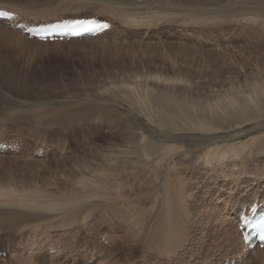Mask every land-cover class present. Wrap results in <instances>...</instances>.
Here are the masks:
<instances>
[{"label": "rangeland", "instance_id": "374dc122", "mask_svg": "<svg viewBox=\"0 0 264 264\" xmlns=\"http://www.w3.org/2000/svg\"><path fill=\"white\" fill-rule=\"evenodd\" d=\"M33 1L38 3L27 5L22 1L18 3L24 6L20 8L22 12L39 14V17L36 16L42 19L34 20L30 17L29 21L51 20L47 18H54V16L59 18L90 14L111 21L112 29L100 36L86 37L88 39L85 38L84 41H87L82 43L73 42V40L63 43H43L29 37L23 29L0 21V29L6 32V34L0 33L3 35L0 36L1 80L6 81L4 84H11L12 80L20 75V85L12 86L16 94L37 92L42 95H60L61 97L52 99L54 102H50L68 103L69 108L78 107L72 102L74 99L79 101L81 97H84L83 93L86 90L91 91L90 87L106 85L108 90L112 89L110 93L100 97L99 100L90 98L89 95L83 101L89 98V101L107 106L109 127H100L98 131L101 136L105 135L106 139L110 136L115 144L125 142L127 147L114 148L115 151L112 150L114 158L105 160L101 164L108 175L85 172L90 180L99 178L110 181V184H100L98 186L100 190L88 197L96 202L81 214L83 216L76 223L61 227H46L41 221L24 215L22 209L12 206L14 216L23 215L28 219L18 230L7 231L0 225V251L2 252L0 264H264V249L256 247L248 250L243 247L237 220L240 209L250 204L251 200L248 201L251 198L250 194L255 193L259 184H255L249 191L250 194L242 198L241 203L239 202L240 204L235 207L236 213L229 210V207L222 209L219 201L205 202L203 205L206 206L207 215L197 228L194 227L193 221L203 214L194 208L193 215L186 221V225L192 227L194 231L191 232L188 244L179 254L161 253L158 250L159 247L146 237L150 223L166 222L163 201L167 202L170 199L179 203L190 198H197L198 189L205 190L203 195L214 192L215 187L228 193L230 187H233L238 180L241 179V183L247 177H255L250 175L251 173L247 174L248 169L253 171L264 169V145L260 144L256 147L261 148L260 150H251L256 142L262 140V131L260 133V130L252 131L245 136L248 138L244 140L241 137L236 138L234 144L241 145L237 149H234L233 142L228 138L219 137L226 136L228 133L225 132L198 133L190 137L191 147L197 151L198 157H204L211 146H216L223 153L239 155L233 164L226 162L220 164V161H217L219 164L211 168L209 167L211 162L215 164L216 161L203 160L200 163L183 161L174 166H168V163L172 162L168 161L155 163L156 166L151 167L145 166L141 157L145 117L150 113L155 115L158 111V106L151 104L150 97L156 95L155 81L162 63L164 61L171 63L169 58L173 54H177L179 58L185 56L186 59H191L189 62H192L190 67L193 72L205 71L207 75L204 78L207 81L209 76L225 71L223 66L228 64L225 60H235L236 55L241 54L248 56L247 48L256 46L258 42L264 54V40H254L260 36L253 33L254 27L260 26L261 23L251 21L249 17L254 13L253 10L264 6V1L258 0L257 3L255 0H208L206 3H200L198 1L201 0H196L195 11L205 12L208 18L203 22L195 19L190 22V27H186L187 22L183 19L182 12L175 16L173 23L170 22L167 14L159 19L158 24L148 21L146 17L158 15L155 4L163 9L170 6L166 0H155L149 8L140 11L122 10L117 6H111V13L102 11L101 0ZM253 1H255L254 4ZM82 2L92 4L95 9L92 12L73 11L77 10ZM251 5L253 6L250 7ZM2 6L6 7L3 4ZM241 6H245L244 11L239 13L240 15H235L236 17L232 16L229 19L230 23L228 21L212 22L214 17L224 13L221 7H226L235 13L230 8L239 9ZM126 12L134 18L133 24H127V20L119 17ZM257 17L254 15L253 20ZM20 20H22L21 17ZM176 43L180 45L177 46ZM182 43L189 45L190 50L194 52L180 50ZM175 45L178 48L172 47ZM197 48L200 50H196ZM3 59L8 62L6 65ZM220 62L222 65L218 66ZM187 63V61L185 63L181 61L183 66ZM235 65L238 68L242 67L239 63ZM5 72L8 76L4 75ZM107 73L112 74L111 77ZM149 74L152 75V79L147 78ZM227 75L226 77L232 76ZM206 81L201 82L202 84L198 82V86L201 84L198 92L215 95L217 91L228 88L220 81L217 84ZM9 96L16 99L11 93ZM7 98L8 94L0 95V102L4 105L6 103L4 101H7L6 104H10L15 113L0 114V140L21 142L23 145L19 153H0V211L10 206L6 202L11 196L10 193H14L12 190L18 192L23 186H28L31 190L34 186L39 187L45 189L44 192L48 190L47 192L52 196H60L59 198L80 200L81 187L71 188V184L77 180L78 176L81 177L82 171L80 166L74 163L75 160L72 158L74 151L70 147L76 149L75 153L86 152L89 157L93 152H102L104 148L110 149V142L97 139L91 131L93 122L89 115L84 117L88 129L87 136L82 139H77V136L81 134L76 135V133L72 134V137L65 132L58 135L50 134L48 132L51 130L42 131L32 122L24 123L25 127L19 123L12 124L13 120H25L20 116L21 111H26L27 108H20L17 106L19 105L17 101ZM258 123L252 122L243 128H250ZM13 125L16 128L12 127ZM53 129L58 130L57 127ZM154 129L157 128L154 126ZM210 144L212 145L208 146ZM130 146H134L135 149V155L132 158L128 155ZM39 148H43L44 156L37 155ZM126 150L127 152L124 153ZM220 154L217 151L211 152V156ZM75 168L79 171L77 176L73 175ZM209 169H212V174L206 173ZM258 181L260 183L263 180L258 178ZM17 185H19L18 188ZM261 185L264 186V182ZM20 190L23 191L24 188ZM194 195L195 197H192ZM258 196L252 203L261 202L264 199V194ZM211 211L215 214L214 223L209 215ZM233 213L235 221L231 216L234 215ZM143 220L146 223H142ZM226 220L231 221L226 227L232 231L234 240L231 245L225 247V250L209 255L193 247L197 239L206 234L213 224H223Z\"/></svg>", "mask_w": 264, "mask_h": 264}, {"label": "bare ground", "instance_id": "6f19581e", "mask_svg": "<svg viewBox=\"0 0 264 264\" xmlns=\"http://www.w3.org/2000/svg\"><path fill=\"white\" fill-rule=\"evenodd\" d=\"M21 1L24 2L26 5L29 3L32 4L38 3L33 0H0V4L1 6L2 4L4 6L6 5L7 8L8 7L13 8L12 10H14L19 17L22 16L24 19H28L32 17L34 18V20H42L38 18L40 16L39 14L24 13V11L22 12L21 11L22 9L20 8L21 7L24 8V6L18 5V3ZM113 1H116V3H113ZM153 1L155 0H101L100 8H102V11L110 12V13L112 12V10L110 9L111 6H117L119 9L122 10L130 9L131 11H140L141 9L149 8L150 4ZM166 1L170 3V6H168L169 8L167 7L163 9L160 8L157 4H155L157 7L158 15L155 17L152 16L146 17L148 18L149 22H153V23L155 22V24H158L159 19L164 14H167L169 15L170 22L173 23L175 22V16H178L180 12L183 13L184 15L183 19H185V21L187 22L186 27H190V22H193L195 19H200V21L203 22L206 21L208 18L205 12L197 13L195 11L194 3L196 2V0H166ZM207 1L208 0H201L198 2L206 3ZM255 1L258 3V0ZM255 1H253L252 3L254 4ZM260 1H264V0H260ZM252 6L253 5H251L250 7ZM106 8H109V10H106ZM221 8L223 9L224 13H222L221 15L217 14L218 16L212 19L213 23L214 22L218 23L220 21L229 22V19L232 18V16H235L243 12L245 6H241L239 9L230 8L235 13H232L229 9H226V7H221ZM263 8H264L263 5L259 6V9L253 10L254 13H252L251 16H249L251 21H258L261 23L260 26H256L253 29V33L260 36L254 39L257 41L264 40ZM93 9H95V6H93L92 4L82 2L77 7V10H73V11L92 12ZM227 11L229 13H227ZM246 15L247 14H245V16ZM254 15L258 16L256 20H253ZM70 16L75 17V15H70ZM76 16L87 17L92 15L85 14V15H76ZM119 17H121L122 20L123 18L125 21L127 20V24H133L132 21L134 20V18L131 16V14L126 12L125 15L121 14ZM47 19L55 20L58 19V17L55 16L54 18L48 17ZM28 23L35 24L34 21H30ZM1 31H3L2 29H0V33L6 34L5 31L3 32ZM107 32L108 31L103 32L101 35ZM0 36L3 35L0 34ZM81 40L77 39V40H73V42L82 43L87 41V40L84 41L85 38ZM46 43H50V42H46ZM176 44L177 46L180 45L178 43ZM172 47L175 49L178 48L176 47V45ZM179 49L185 52L192 51L190 50L189 45H185L183 43L181 44V47ZM247 49L249 50L248 56H243L242 54L241 55L235 54L237 56L235 60L229 59L228 57L229 60L228 61L225 60V62H228V64L226 63L227 65L223 66V70L225 71L222 70L223 72H220L217 75H213V76L211 75V77L209 76L207 78V81L206 78H204V76L207 75L205 74V71L193 72L192 67H190V64L192 62H189L191 59H186L185 56L179 58L176 56L177 54L176 55L173 54V56L171 55V57L169 58L171 63L165 61L162 63L158 71L160 73L157 74L155 81L157 84L156 95L154 94L150 97L151 104L153 106H158V111L155 115L153 113H150L145 117L146 122L144 126V131L142 133L141 157L145 166L154 167L156 166L155 163L159 164L168 161H172L171 163L170 162L168 163V166L170 165L174 166L183 161L200 163L203 160H210V161L214 160L216 161V163L214 164V162H211V164L209 165V167L214 168V166H217L219 164L217 161H220V164L223 162H226L228 164H233L235 162L236 157H239V155L237 154L223 153L222 150L219 149L218 147L211 146L215 142L208 145L211 147L206 151L204 157H198V155L196 154L197 151L194 150L190 144V137L198 133H209V134H217L219 132L228 133L226 136H219V137L228 138L231 142H233L232 146H234V149H237L240 148L241 145L234 144V140L236 138L241 137V139L244 140L248 138L245 136H247L250 132L260 130L259 133L261 131L263 132L261 134L263 138L262 140L256 142L255 143L256 145L251 147V150L254 151L255 149L256 150L261 149L256 147L259 146L260 144L264 145V54L261 44H259V42L256 46L253 45L251 47H248ZM196 50H200V49L197 48ZM0 61H2V59H0ZM181 61L182 62L184 61V63L185 61H187L188 63L185 66H183L181 64ZM5 62L6 65L8 62L7 61ZM235 63H239V66L242 67L238 68L237 66L238 64L235 65ZM9 65L11 64L9 63ZM221 65H222L221 62L218 63V66ZM12 67H14V65ZM108 74L109 76L112 75L110 73H107V75ZM227 74H231L232 76L226 77ZM4 75L8 76L6 72ZM147 78L152 79V75L151 74L147 75ZM3 81L1 80L0 77V95L8 94L7 99L17 101V103L19 104L17 106L20 108L22 107L27 108L26 111H21L22 115L20 116V118L25 120L24 121L19 119L13 120L12 121L13 123L11 122L12 124L19 123L23 126L24 123L26 122H28V124L29 122H32V124L34 123L37 127L41 128L42 131L51 130L50 132H48L50 134L58 135L61 132H65L66 134L72 137V134L76 133V135L81 134L77 136L78 137L77 139H82V137L87 136V129H88L87 122L84 119V117L86 115H89L93 122L91 131L96 135L98 140L102 141L104 139L106 142H110V149L104 148L102 149V152L101 151L93 152L88 157L86 152L75 153L76 149H74L72 146L70 147L74 151L72 155L73 160H75L74 163H76V166H80L82 171L81 177L79 178L78 176L79 179L77 178V180H75L71 184V188L81 187L82 193L79 194L80 200H78L77 198H73L72 200H70L62 197L59 198L60 196L55 197L50 195L49 192H47L48 190L44 192L45 189H41L35 186L33 187L34 192L28 186H23L24 190L22 191L20 189L23 188L20 186L21 188L19 189L18 192L12 190L14 191V193H10L11 196L9 197V200H7L6 202L10 206H7L3 208L2 211H0V225L7 231L18 230L23 227L24 222L28 218L23 215L14 216L13 207L22 209L24 211V215L30 216L36 220L41 221L42 225L46 227H61V226H66L68 224L76 223L77 220H79L83 216L81 214L87 211L89 208H91L96 202L95 200H90L88 197L91 194L94 195L96 192L100 190L98 187L100 184L102 185L110 184V181L102 180L99 178H94L93 180H90V178L85 174V172L90 171L93 173H102L108 175L107 170L103 169L101 167V164L105 160L114 158L112 155L113 154L112 150H114V148L117 149L118 147L121 146L127 147V144L125 142H119L115 144L114 142H112L110 136H108V139H106L105 135L102 134L101 136L100 132L98 131L100 127H109L110 119L108 116L107 106L102 105L98 102L94 103L92 101H89L90 100L89 98L88 100L83 101L84 99H87L89 95L90 98L99 100L100 97L104 96L107 93H110L112 89L110 88L111 90H108L106 85L105 86L99 85L100 87L97 88L90 87L91 91L86 90L85 93H83L84 97H81L79 101L74 99V102H72L73 104H77L78 107L69 108L68 103L65 104L61 102L51 103L54 102L52 101L53 98L61 97L60 95H53V94L42 95L37 92L29 93V94L23 93L22 95L16 94L12 86L15 84H19L21 82L20 75L19 77L16 76L12 80L11 84H4L6 81L4 82ZM204 81L206 82L210 81L211 83H216V84L218 81H220L222 84L225 85V87L228 88L217 91L216 93L214 92L215 95L203 94L201 92H198V90L199 88H201L200 87V85L202 84L201 82ZM198 82L201 83L199 84V86H198ZM128 90H133V89H128ZM10 93L14 95L16 99L9 96ZM4 102L7 103V101ZM6 103L3 105V103L0 102V114L15 113L13 107L10 104H6ZM189 119L194 121L191 122ZM252 122L253 123L259 122V123L250 128H246V129L243 128ZM6 125L8 126V124ZM25 126L26 124L23 127ZM154 126L157 129H154ZM12 127L16 128L15 125H13ZM54 127H57L58 130H54L53 129ZM231 130L234 131L231 132ZM17 143L20 146L23 145L21 142H17ZM130 147L131 150L129 151L128 148V155L132 158L135 155V149L134 146H130ZM215 151L220 152L221 154L216 156H211V152H215ZM126 152L127 150L124 153ZM206 173L212 174L213 171L212 169H209L208 171H206ZM75 174L76 176L79 175V171L76 168L73 170V175ZM247 174L254 175L255 177H250V178L247 177L241 183H240L241 179L238 180L233 187H230L229 189L230 192L228 193L222 191L221 189L218 190V188L215 187L214 192L204 193L203 195V192L205 190L198 189L197 190L198 194L196 193L197 198H190L189 200H183L180 201L179 203H175L170 199H168L167 202L163 201L162 206L164 208L163 212L165 213L166 222L150 223L147 227L146 237L149 239L150 242L154 243L159 247L158 250L161 253L179 254L183 250L184 246L188 244L190 240L189 237L191 235V232L194 231L192 227L190 228V226L186 225V221L194 213V208L198 210V212L203 214L202 216L196 218L193 221V224L195 225L194 227L197 228L200 224L203 223L204 217L207 215L206 206L203 205L205 202L214 203L216 201H219L220 206H222V209L224 207H229V210L236 213L235 207L241 203L240 201L242 200V198H245L247 197V195L250 194L249 191L254 187L255 184H259L257 190L255 191V193L250 194L251 198L248 201L251 200L250 203H252L254 199L259 197L258 195L264 194V186L261 185V183L264 182V169H262L261 171H253V169H248ZM258 178L262 179L263 181L259 183ZM18 186L19 185H17V188ZM35 188H38L39 190ZM40 189L41 192H39ZM39 194L43 196H40ZM53 195H55V193ZM215 195L218 196L215 197ZM192 197H195V195ZM209 215L214 223L215 214L211 211L209 212ZM231 216L233 221H235V214ZM142 223H146V221L143 220ZM229 223H231V221L226 220L223 223L224 225L213 224L209 228L206 234H204L201 238L197 239L198 241L195 244H193V247L195 249L202 250L203 251L202 253L204 254L206 253L211 255L213 253L215 254L219 252L221 253L223 250L227 248L228 245H231L234 240L232 231L230 229H227L226 227V225ZM238 225L236 226L237 228ZM234 245L236 244L234 243ZM188 252L189 251H187V253ZM76 256H78V254Z\"/></svg>", "mask_w": 264, "mask_h": 264}, {"label": "snow or ice", "instance_id": "6c2138e0", "mask_svg": "<svg viewBox=\"0 0 264 264\" xmlns=\"http://www.w3.org/2000/svg\"><path fill=\"white\" fill-rule=\"evenodd\" d=\"M7 15H9V14L8 13H4V12H0V16H7ZM76 27H82V26L78 25ZM104 27H107V25L105 24ZM85 30H87V29H85ZM70 31H72L73 34H75V35H79L80 34L79 32L75 31L74 28H71Z\"/></svg>", "mask_w": 264, "mask_h": 264}]
</instances>
